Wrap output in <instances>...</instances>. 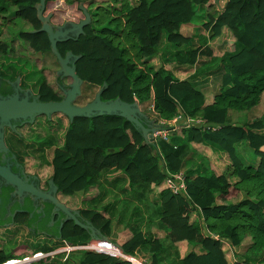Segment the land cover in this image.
Masks as SVG:
<instances>
[{"label":"trees","instance_id":"trees-1","mask_svg":"<svg viewBox=\"0 0 264 264\" xmlns=\"http://www.w3.org/2000/svg\"><path fill=\"white\" fill-rule=\"evenodd\" d=\"M38 1L0 0V19H7L9 14L10 19L28 23L31 29L18 30L16 38L34 54H45L50 53V42L46 32L37 31L41 25L36 17ZM55 1L45 0L44 13ZM82 1L63 0L66 5ZM213 6L211 0H106L89 10L90 21L83 34L58 41L56 48L61 56L69 51L79 55L75 71L87 88H101L102 101L120 98L143 106L147 115L143 124L151 119L160 127L172 129L168 122L185 116L199 117L215 128L181 125L180 133L150 143L141 130L118 114L79 116L68 121L66 127L57 122L54 134L24 148L51 166L50 178L60 195L74 196L97 189L95 194L89 193L91 197L80 216L101 234L109 236L112 226L111 216L103 214L107 206L100 212L94 204L105 197V184L118 190L115 196H124L122 210H132L139 216L147 211L150 222L156 220L165 232L164 237L143 232L139 221L125 225L131 235L120 245L123 254L140 256L147 264H264V113L237 122L231 118L233 113L257 106L264 92V0H227L224 9L205 13L206 36L181 34L182 25L201 18L199 7L207 10ZM225 27L234 37L233 49L215 56L207 43L219 37ZM163 38L177 47L171 61L195 65L190 77L178 79L162 65L155 68L149 64V58L159 53ZM10 49L6 41L0 40V67L11 70L10 78L22 71L30 77L34 72L27 73L24 65L14 62L18 57L10 55ZM207 76H214L216 90L212 103L205 105V91L198 79ZM34 83L39 100L62 98L44 75ZM57 83L62 84L58 77ZM87 98L82 87L77 101L85 102ZM56 136L62 138L59 146L55 145ZM195 143L226 154L225 171L214 173L203 157L196 165L186 167L196 151ZM53 145L47 160L44 151ZM245 145L255 157L239 153ZM180 170H184L185 190L175 194L164 181ZM154 186L158 193L151 199ZM231 191L241 198L223 202ZM116 203L108 206L115 207ZM15 220L31 226L27 213H17ZM48 236L59 237L61 245L70 246H82L90 240L88 230L71 219L60 227L56 224ZM247 238L249 242L238 256L235 248ZM182 240L189 249L180 257L176 243ZM222 240L231 247L232 261L226 256ZM59 243H44L35 251L48 253ZM13 256L11 249L7 251L0 245V264ZM53 261L40 259L28 264H132L118 256L86 249L69 252L64 263Z\"/></svg>","mask_w":264,"mask_h":264},{"label":"crops","instance_id":"crops-1","mask_svg":"<svg viewBox=\"0 0 264 264\" xmlns=\"http://www.w3.org/2000/svg\"><path fill=\"white\" fill-rule=\"evenodd\" d=\"M105 1L106 0H83L82 2H79L76 5H66L63 2V0H56L55 2H51V3L48 4L47 13H51V15H52L51 21L55 25H63L66 22L78 23L82 19L85 18V15H84L83 11L80 9V7L85 9L86 12L89 13L90 9L95 8L98 5H101ZM226 2H227V0H219V5H216L215 3H213V0H211V4H213L214 6L211 7L210 9L205 10L204 8L199 7V13H200L201 18H199V20H195L193 23H187V24L182 25L181 28H180L181 34L183 36H185V37L206 36L207 32L204 30V26H203L204 22L206 21L205 13L206 12H213L215 9L216 10H222L223 7L225 6ZM62 8H64L62 11L68 10V9L71 11L72 15H71L70 19H68V18L59 19L58 18V11H61ZM89 15H90V13H89ZM65 27H69V26L66 25ZM233 41H234V37L229 32V29H227L225 27L222 30V33H221V35L219 37H217V38H215V39H213L211 41H208L207 44H208L209 48L211 49L212 54L215 55V56H218V55H221L223 51H231L233 49ZM213 45L216 46V49H215V46L213 47ZM175 50H177V47H175L174 45L166 42L165 39L163 38L162 41H161V44H160L159 53L154 55V56H152L151 58H149L148 62H149V64L151 66H153L155 68H158L159 66L162 65L164 68L170 70L173 73V75L176 78H178V79H184V78L190 77L194 73L195 65H180V64L175 63L174 61H171V59H169V58L172 57V55H173L172 53ZM45 54H47V53H45ZM22 59H24V58H22ZM53 59H55V63H56V65H58L57 60H56L54 55H53ZM29 61H30V63L32 62V60H30V59H29ZM31 65L33 66L32 63H31ZM58 68H59V65H58ZM0 69L4 73V75H6L7 77L9 76L8 72L11 71L10 69L6 70V68H3V67L2 68L0 67ZM56 71H55V73H56ZM26 75L27 74L24 71H22L18 76L13 77V78L9 77V78L10 79H18L19 78V84H21V83L24 84V86H25L24 88H26L24 91L29 90L34 96H38L37 93H36V89H37L36 84H35V86H33L32 84H28L27 83L28 82L27 78L25 77ZM57 76L58 75H56V80H57ZM213 77L214 76H209L207 78L205 77L203 79H198L200 82H202V87H203V89L205 91L204 92L205 93V105L211 104L212 101H213L214 91L216 90L215 89L216 85H215V81H214ZM64 78L65 77L60 79L62 84L55 83V85H52L49 81H48V83L53 87L54 90H56V91L57 90H61L60 89L61 85L66 86L68 84V83L65 84L63 82ZM23 82H25V83H23ZM82 85H83V83H82ZM94 88L95 89H94L93 94L91 96H88V98L85 100V102H77L78 98L82 94V86H81V94L77 98L76 103L77 104H84V103L92 100L94 98V96H95V93L99 89H101V88L97 89L96 87H94ZM61 94H63V93L61 92ZM139 106H140L141 110L143 111V106L142 107H141V105H139ZM62 116L64 118H66V124L63 123V117L58 115L57 118H56V121L50 127L51 132L48 133V134H54L53 130L55 129L57 122H59V123L62 122L61 126L63 124L64 127H66V125H67L69 120L67 119L66 116H64V115H62ZM38 117H40V116H36L32 123H27V124L28 125H32V126L33 125H38L37 124L38 123L37 122V118ZM42 117H44L46 122L49 121V118H52V119L55 118L54 115H51L50 117H46V116H42ZM148 122L150 123V125L152 127H154V125H156L154 123V121L151 120V119H148ZM158 127H159V125H157V128ZM48 134H44L42 136H37L36 138H34L32 140H33V142L35 144H37V143L39 144V143L42 142L44 137L47 136ZM61 134H62V131H61ZM56 139H57V141H56L55 145H57V146L61 145L62 138H59V137L56 136ZM26 141L28 142V140H26ZM55 145H53L51 148H47L44 151V156H45V158L47 160L50 159V157H48L49 150H52ZM193 147H194V149L196 151L190 157V160H188V162L186 164V167L190 166V165H196L197 162L194 163V161L198 159V156H201V157L205 158L206 164L208 165V167L214 173L220 174V173L225 171L226 167L228 166V162H226L223 159L224 158L223 157V153H221V154L220 153H214L209 148L203 146L202 144L195 143V144H193ZM24 148H25V146L24 147L23 146L19 147V150H20L21 155L24 157V164H25L27 172L30 173V174H35L38 177V179H39V181H40V183L42 185H46L47 184V186H48V181L51 179L50 178L51 171H52L51 170V166L49 164L42 163L43 160L38 159L36 157L37 154L28 153ZM262 149H264V147ZM40 154L42 155V152H40ZM217 158H222L223 159V163L222 162L219 163L220 161L216 160ZM31 159L36 160L38 162V164L40 165V167H37L35 169L32 168V162H31L32 160ZM39 160H40V162H39ZM190 161H191V163H190ZM105 188L107 189V193H106L105 197L102 196L100 198V200H98L96 203H94L95 206L97 207L98 211L102 210L103 206H107L108 210L106 212H103V214H104L105 217H109V215H110L111 218H112V226H111V229H110V234H109V236H105V235L102 234L103 236L107 237L111 242H113L120 249V245L123 242H125L129 238V236L131 235V232H130L129 228H127L125 225L131 224V226H132L135 222H139L140 221V223L142 225L141 229H142L143 232L156 234V236L160 237V238L164 237L165 232L158 227V224H157L156 220H153L152 222H150V220H149L150 217L148 216V212L147 211H142L140 213V216H139V214H137L136 212H133L132 210H129V211L122 210L120 206H121V203L123 202L124 196H122V195L115 196V193H117L118 190L113 188V187H109L106 184H105ZM157 190L158 189L155 186L152 188V192L150 194L151 199H153L154 196H156V193H158ZM96 191H97L96 188H91L89 191H87L85 193H78V194H75L74 196H64V197H68V198H73L74 199V202L76 204H78L76 209L68 206L65 202H63V203L65 205H67L71 210L77 211L78 212V217L82 221L89 222V221L81 218L80 211L83 208H86V202H89L88 198L91 197V196H89L90 195L89 193L91 192V193L95 194ZM56 195L59 198L58 191L56 192ZM236 195L238 196L240 194H238L236 192ZM237 200L238 199H236V200H230V199L225 200V199H223L222 201L223 202H235ZM113 202L114 203L117 202L118 204L116 203L114 205L115 207H109L108 205L111 204V203L113 204ZM6 228H9V227H4V228L2 227L0 229V237L4 236L5 232L7 230H9V229H6ZM95 230H97V229H95ZM97 232H99V231L97 230ZM16 235L17 234H13L12 237L9 236V239H7V240L9 242H11L12 240H14L13 238H15ZM38 238L40 240L43 238L46 241L45 243L46 244H50V245H54V244L57 243L56 241L60 240L59 238L58 239L46 238L45 236L38 237ZM17 242H18V240L16 239V242L14 243L15 244L14 248L12 249V253L13 254L20 253V255H21L23 253L25 254L27 252H31L32 251L28 247L27 243L21 244V247L23 246V249H26L24 252H20L21 249L20 250H16L17 249L16 246H18ZM248 242H249V239L248 238L245 239L243 244L241 245V247L235 248V251L236 250H241L243 246L248 244ZM5 243H6V245L9 244V243H7V241ZM3 244H4L3 242L0 243V245L2 247H4ZM176 246H177V249H178L180 257H182L186 253V251L189 249L188 243L186 241H184V240L177 242ZM222 246H223V248L225 250H227L226 256H227L228 260L232 261L233 258L229 257V254L231 252L230 245L228 244V242L226 240H224V241H222ZM134 260L137 261V262H139V261L140 262H144V264L146 263L145 262L146 260L144 258H141L140 256H136L134 258Z\"/></svg>","mask_w":264,"mask_h":264},{"label":"water","instance_id":"water-1","mask_svg":"<svg viewBox=\"0 0 264 264\" xmlns=\"http://www.w3.org/2000/svg\"><path fill=\"white\" fill-rule=\"evenodd\" d=\"M213 3L219 5V0H213ZM35 7L36 17L41 23L37 31L46 32L50 42V52L55 56L59 65L55 74L58 75L57 77L59 79L63 77L69 78L70 82L66 86L61 85L60 89L63 94L60 100L41 101L38 96H34L29 90L25 91L26 95L22 98L18 96V93L6 98L0 97V122L21 119L26 123H32L36 116L50 117L56 113L63 114L70 122H72L75 117L79 116L90 117L92 115L118 114L131 122L137 129L141 130L147 142H154L155 139L152 134L157 129V125L152 127L149 122L143 124L147 121V116L141 110L137 101L128 103L122 101L120 98L102 101L100 99L101 89H99L92 100L84 104L76 103L77 98L81 94V86L83 83L78 77L74 65L79 55H74L69 51L64 56H61L57 51L56 43L71 37L77 38L83 34V28L90 21L89 13L80 7L85 15V18L80 22H66L63 25H55L51 21V13H44L45 0H39ZM66 25L69 27H65ZM34 31L35 30L32 32ZM14 81L17 82L19 87V78ZM103 86H105V83H103ZM0 176L4 178L7 183L17 186L18 192L27 191L36 198L50 202L53 205L52 212H61L65 218L73 220L75 224L88 230L91 243L103 244V240L111 242L107 237L97 232L89 222L82 221L78 217L77 211L71 210L67 205L61 202L56 195L57 187L52 179L48 181L49 189L47 191H42L33 186V184H26L16 174L12 173L11 170L1 165ZM31 236L30 234V237ZM46 238L54 237L48 236ZM58 238L59 237L55 239Z\"/></svg>","mask_w":264,"mask_h":264},{"label":"rangeland","instance_id":"rangeland-1","mask_svg":"<svg viewBox=\"0 0 264 264\" xmlns=\"http://www.w3.org/2000/svg\"><path fill=\"white\" fill-rule=\"evenodd\" d=\"M64 8L61 9V11H58V18L59 19H70L71 18V11L68 10H64L62 11ZM10 13H13V9L11 10ZM56 19V18H55ZM16 21V23L14 22ZM30 30L31 26L26 23V22H20V20H15L14 19H10V15L7 14V19H0V40L6 41L9 46L12 48L10 49L8 52L10 53V55H15L18 58H15L13 61L17 62L19 65H24L25 69L27 68L30 73L31 71H33L34 75L32 76L30 74V77L27 76V83L28 84H32L33 86H35V81L37 79V77L44 75L47 79V81H49L52 85H55V83H57L56 80V75H55V71L58 69V65H56L55 63V59H53V55L51 53H47V54H34L30 49L28 50L26 48V44L22 41V40H18L15 36V34L17 33L18 30ZM205 30V28H204ZM215 45H213L214 47ZM214 49V48H213ZM216 49V46H215ZM215 51V50H214ZM20 58V59H19ZM24 58V59H22ZM30 60H32V64L30 63ZM208 77V76H207ZM206 77V78H207ZM63 82L65 84L70 82V79L65 77ZM25 83V82H23ZM82 87H84V91H86V94L88 96H91L94 92L93 87H86V85H82ZM88 91V92H87ZM58 92L61 94L62 90H58ZM80 102V101H77ZM142 107V106H141ZM262 113H264V92L261 95V99L260 102L257 106L253 107L252 109H250L249 111L246 112H242V113H233L232 114V119L234 122L237 121H243V120H250L252 117L255 116H260ZM55 118H49V121H45L44 117L40 116L37 118V124L38 125H28L27 127H23L21 130L23 133H25V138L26 140H28V144L30 143H34L32 139L36 138L37 136H42L44 134H48L51 132L50 127L52 126V124L56 121V118L58 115H60L61 117H63L61 113H56L53 114ZM186 119H188V117L185 116H180L179 118V122H185ZM190 119H194V118H190ZM62 123V122H61ZM60 123V124H61ZM63 123L66 124V118L63 117ZM239 153H241L244 157L247 158H251L252 156L255 157V154L253 153V151L248 147V146H244L242 147V149L239 151ZM48 157H51V150H49L48 152ZM223 159L228 162V156L226 154H223ZM223 159L222 158H217L216 160H219V163H223ZM29 160V159H28ZM32 161V168H37L40 167V165L38 164V162L36 160L31 159ZM201 160V156H198V159L194 161V163H198V161ZM30 161V160H29ZM191 163V161H190ZM59 199L61 200V202H65L68 206L75 208L78 206V204H76L74 202L73 198H68V197H64L62 195H58ZM241 198V195H236L235 191H231L228 195H227V199L230 200H236ZM2 227H0L1 229ZM16 227H11V229L7 230L4 234V236L0 237V243L3 242L4 244V248L5 250H12L14 248V243L16 242V239L18 240L17 244L18 246L16 250H20V252H24L26 249H23V246L21 247V244L27 243L28 247L30 248V250L35 251L39 246H41L43 243H45L46 241L42 238L41 240L39 238H35L33 236L30 237V233L24 229V228H18L15 229ZM19 230V231H18ZM13 234H17L15 238H13L14 240H12L11 242H9L7 239H9V236H13ZM10 237V238H11ZM5 241H7V244L5 243ZM90 241V240H89ZM88 241V242H89ZM57 243H59V241H56ZM68 245L67 243H64L63 245H61V243H59V245L54 246L56 247L55 250H52V255H54V259L56 260H60L61 262H65V258H67L68 255H64L63 251H66L65 249L67 248ZM73 247L71 251H75V249H84L82 246H71ZM86 249V248H85ZM244 246L242 247L241 250H236V254L241 255L243 250H244ZM19 252V251H18ZM67 252V251H66ZM29 253V252H27ZM20 254V253H18ZM24 254V253H23ZM22 256V255H21ZM43 257V256H42ZM49 258V257H48ZM47 258V259H48ZM231 258V257H230ZM41 259H46V258H41ZM50 259V258H49ZM54 259H50L52 262ZM146 262V261H145ZM144 263V262H143ZM147 264V262L145 263Z\"/></svg>","mask_w":264,"mask_h":264},{"label":"flooded vegetation","instance_id":"flooded-vegetation-1","mask_svg":"<svg viewBox=\"0 0 264 264\" xmlns=\"http://www.w3.org/2000/svg\"><path fill=\"white\" fill-rule=\"evenodd\" d=\"M14 80L0 69V97L6 98L16 93L20 98L26 95L24 84L21 83L20 88ZM25 126L28 124L21 119L0 122V165L7 167L26 184L47 191V184L42 185L35 174L27 172L24 157L20 153L19 147L29 145L21 130ZM52 207L48 201L36 198L30 192H18L17 186L7 183L0 176V227L24 228L35 238L48 237L56 224L60 227L67 220L64 215L52 212ZM17 213H27L31 226L18 223L15 220Z\"/></svg>","mask_w":264,"mask_h":264},{"label":"built area","instance_id":"built-area-1","mask_svg":"<svg viewBox=\"0 0 264 264\" xmlns=\"http://www.w3.org/2000/svg\"><path fill=\"white\" fill-rule=\"evenodd\" d=\"M179 118H180V116L175 117L170 122H168L169 125H173L172 129H167V128L165 129V128L159 126L152 134L154 139L161 138L163 140H167L171 133L178 134V133H180L181 127H183V126L189 127L193 124L205 126L207 128H209V127L215 128V125H212L208 122H205L202 119H200L199 117H196L194 119L188 118V119H186L185 122H179ZM160 124L162 125L163 122H160ZM181 125H183V126H181ZM183 171L184 170H180L179 172L174 173V174L165 178L164 183H165L166 187L169 188V190L175 194L184 193V190H185V174ZM222 241H224V240H222ZM103 244L91 243L89 241L85 245H82V247L84 249L86 248V250H89V251L103 252V253H108V254L113 255V256H118L120 258H123L125 260L130 261L132 264H144L143 262L135 261L134 257L123 254L121 252V250L112 242H108V241L103 240ZM72 248L73 247H71V246H67V248L65 249L67 252L63 251L64 255H68ZM13 255L14 256L12 258L8 259L7 261H5L1 264H28L32 261L40 260L43 257L46 259L48 257L50 259L54 258V255H52V252L43 253L41 251H31L29 253L21 254L22 256L20 254H17V253L13 254ZM46 259H44V260H46Z\"/></svg>","mask_w":264,"mask_h":264},{"label":"bare ground","instance_id":"bare-ground-1","mask_svg":"<svg viewBox=\"0 0 264 264\" xmlns=\"http://www.w3.org/2000/svg\"><path fill=\"white\" fill-rule=\"evenodd\" d=\"M136 263V262H135Z\"/></svg>","mask_w":264,"mask_h":264},{"label":"clouds","instance_id":"clouds-1","mask_svg":"<svg viewBox=\"0 0 264 264\" xmlns=\"http://www.w3.org/2000/svg\"><path fill=\"white\" fill-rule=\"evenodd\" d=\"M135 258V257H134Z\"/></svg>","mask_w":264,"mask_h":264}]
</instances>
